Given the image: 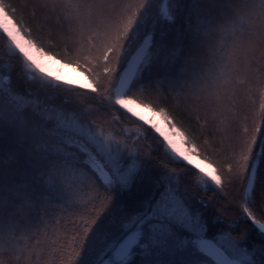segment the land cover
Wrapping results in <instances>:
<instances>
[{
	"label": "snow or ice",
	"instance_id": "obj_1",
	"mask_svg": "<svg viewBox=\"0 0 264 264\" xmlns=\"http://www.w3.org/2000/svg\"><path fill=\"white\" fill-rule=\"evenodd\" d=\"M207 2L216 6L221 0ZM47 3L59 7L64 0H46L45 6ZM152 3L153 0H138L134 6L128 4L127 8L134 10L124 19L125 13L120 9L125 6V0H77V12L66 17V23L75 25L71 33L85 59L81 64L78 60L64 61L27 38L10 5L0 0V33L7 38L9 53L15 54L23 70L30 74L27 81L38 85L31 98L12 95L5 104L3 69L8 67L11 71V66L0 64V137L5 138L0 142V264L3 253L19 248L20 235L30 232L20 220L48 203L47 197L74 206L68 193L82 178L94 179L95 186L108 195L101 198L98 193L100 207L93 203L87 219L71 223L74 230L69 233L70 239L54 242L56 254L61 258L70 249L66 257L68 264H132L138 252L149 264H174L177 258L196 251L210 257H223L224 251H228L236 257L218 259L217 264H255V252H248L231 237L221 236L210 243L203 216L192 210L179 191L178 175L165 173L161 178L154 177L148 165L150 154L141 157L135 144L129 147L127 142L106 133L91 118L90 106L77 102L69 110L48 103L55 95H64L66 100L69 96L76 101L95 100L109 112L124 110L162 137L165 154L174 162L182 160L197 170L198 185L205 189L214 185L222 192V168L201 156L195 144L189 146L186 136L164 109L156 110L128 93L145 87L144 73L163 69L166 75L160 83L166 80L173 89L183 88L190 96L203 98L207 111L223 113L224 99L231 100L235 94L234 81L241 67L264 83V0L241 3L223 0V6L215 14L201 9L200 0H193L195 25L189 17L183 31L177 27L175 8L179 5L177 0H171L173 8L166 4L160 10L166 27L160 39L154 41L153 35L148 34L141 41L140 34L150 19ZM172 28H176L175 35H170ZM229 32L233 39L227 64L223 56L217 57L219 50L215 48L208 52L207 61L199 60L209 38L219 39ZM93 54L98 64L102 62L106 77L103 84L87 59ZM209 63L213 69L218 63L225 69L216 82L224 78L225 85L232 86V95L225 86L214 91L205 87L206 70L211 71ZM40 92L44 93L43 100L38 95ZM89 93L95 95L89 97ZM112 119L118 121L119 117L113 115ZM255 133L264 134L260 127ZM9 134L13 136L11 142L7 140ZM140 135L137 134V140ZM256 145L254 134L244 145L237 176L244 182L242 216L251 220L264 236V222L248 206L254 203L256 185L261 179L256 166L259 162ZM22 156L23 168L19 166ZM259 160H264V147L260 149ZM153 180L161 184L159 195L146 201L144 211L129 214L127 205L143 202L141 193L151 187ZM38 188L44 189L47 196L38 195ZM181 231L190 233L192 239L182 238ZM259 251L264 256V249ZM23 255L20 249L17 258Z\"/></svg>",
	"mask_w": 264,
	"mask_h": 264
},
{
	"label": "trees",
	"instance_id": "obj_2",
	"mask_svg": "<svg viewBox=\"0 0 264 264\" xmlns=\"http://www.w3.org/2000/svg\"><path fill=\"white\" fill-rule=\"evenodd\" d=\"M164 1L169 8L174 7L171 0H153L150 19L140 34L141 41L148 34L153 35L154 41L159 40L161 33L166 30L165 22L160 17ZM76 2L77 0H64L62 6L56 7L52 3H47L45 6L46 0H5L27 38L33 39L40 47L51 54L58 55V58L64 61L78 60L84 64V56L78 52L80 45L74 42L71 33V27L75 25L69 26L66 23V17L73 16L77 12ZM231 2L241 3L242 0H231ZM136 3L138 0H125V6L120 9L125 13L124 19L134 10V7L128 9L127 5L134 6ZM177 3L179 5L175 8L178 17L177 27L183 31L189 17L195 25V14L192 12L193 0H177ZM221 6H223V0L216 6L208 3L207 0H200V8L211 11L213 14L218 12ZM175 34L176 28H172L170 35ZM232 39L230 32L219 39L209 38L199 60L207 61L208 52L215 48L219 50L217 57L223 56V62L227 64V54L230 52L229 46ZM185 43L187 44V40ZM257 55H259L258 52ZM87 59L99 73L98 78L101 83H105L102 62L98 64L95 54L88 56ZM0 64L11 66V71L8 67L3 69V102L9 103L12 95L31 98V93L37 91L38 85L27 81V76L30 74L23 70L21 60L15 54L9 53L7 38L2 33H0ZM208 69L211 71L206 70L208 75L205 87L214 91L216 87L225 86L229 95H232V86L225 85L224 78H221L218 84L216 82V77L222 76L225 69H222L219 63L215 69L209 63ZM176 72H179L178 67ZM165 75L163 69L160 71L153 69L151 72L144 73L145 87L134 89L128 95L138 101L149 103L156 110L164 109L176 123L177 128L186 136L189 146L195 144L201 156L208 157L222 168L224 180L222 192L211 185L210 181L208 184L211 186L206 189L198 185L196 180L200 174L197 170L182 160L178 163L174 162L169 155L165 154V144L162 139L149 126L131 117L124 110L109 112L95 100L76 101L71 96L66 100L64 95H55L48 100V103L69 110L75 108L77 102L90 106L91 118L95 119L106 133H111L117 140L127 142L129 147L135 144L141 157L150 154L148 165L154 177L161 178L165 173L178 175L176 184L179 191L185 195L192 210L203 216L207 225L205 235L208 240L215 243L221 236L231 237L248 252H255V264H264V256L259 251L264 249V236L258 233L251 220L242 216L241 198L244 182L237 176L238 161L244 145L255 134L257 135L255 154L259 162L254 163L261 179L256 185L254 203H249L248 206L257 219L264 222V212L261 211L264 208V198H262L264 197V160H259L260 149L264 147V134L255 133L257 127H260L264 133V83L258 82L254 75L241 67L234 81L235 94L231 100L224 99L225 111L212 113L204 108L203 98L192 97L180 87L173 89L166 80L160 83L159 81L163 80ZM38 95L41 100L44 99L43 92ZM88 95L91 97L95 94ZM113 115L118 116L119 120H113ZM137 134H142L138 140ZM4 139L0 137V142ZM7 140L11 142L13 136L9 134ZM24 163L25 158L22 156L19 166L23 168ZM229 166H231V172ZM95 184L94 179L82 178L73 191L68 193L71 205L74 206L55 197H47L48 203L36 207L25 219L20 220V223L29 228L30 232L20 235L19 248H10L3 253V264H68L66 257L70 249L66 250L63 254L64 258H61L56 254L57 248L53 246L54 242L64 238L70 239L69 233L74 230L71 223L87 219V212L91 210L93 203L97 208L100 207L98 193L101 198L108 193L96 187ZM161 190V184L153 180L151 187L145 188L141 193L143 202L127 205L129 214L144 211L147 207L146 201L157 197ZM37 193L42 197L47 196L42 188H38ZM104 203L107 204V201ZM180 235L184 239H192L190 233L181 231ZM20 249H23L24 255L18 259ZM224 253L231 259L236 258L228 251ZM181 261L183 264H217L199 251L177 258L174 264H181ZM132 264H149V260L138 252Z\"/></svg>",
	"mask_w": 264,
	"mask_h": 264
},
{
	"label": "rangeland",
	"instance_id": "obj_3",
	"mask_svg": "<svg viewBox=\"0 0 264 264\" xmlns=\"http://www.w3.org/2000/svg\"><path fill=\"white\" fill-rule=\"evenodd\" d=\"M165 5H166V2L164 1L163 2V4H162V6H161V9L162 8H164L165 7ZM58 66H53V68L55 69V68H57ZM60 71L61 72H66L67 70H65V69H60ZM147 126H149V125H147ZM150 127V126H149ZM151 128V127H150ZM152 129V128H151ZM153 130V129H152ZM154 131V130H153ZM155 132V131H154ZM157 134V133H156ZM159 136V135H158ZM161 139H162V137H160ZM186 163V162H185ZM190 166V165H189ZM192 167V166H191ZM208 240V239H207ZM210 243H214L213 241H211V240H208ZM223 251V250H222ZM209 258H211L213 261H215L216 263H217V261H218V259L219 260H233V259H231V258H229L225 253H223V257H210V256H208ZM135 258V257H134ZM134 260V259H133Z\"/></svg>",
	"mask_w": 264,
	"mask_h": 264
},
{
	"label": "bare ground",
	"instance_id": "obj_4",
	"mask_svg": "<svg viewBox=\"0 0 264 264\" xmlns=\"http://www.w3.org/2000/svg\"><path fill=\"white\" fill-rule=\"evenodd\" d=\"M159 135V134H158Z\"/></svg>",
	"mask_w": 264,
	"mask_h": 264
}]
</instances>
